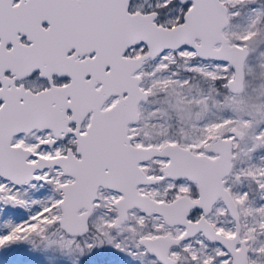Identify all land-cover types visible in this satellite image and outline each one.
<instances>
[{
  "label": "snow or ice",
  "instance_id": "obj_1",
  "mask_svg": "<svg viewBox=\"0 0 264 264\" xmlns=\"http://www.w3.org/2000/svg\"><path fill=\"white\" fill-rule=\"evenodd\" d=\"M0 264H264V0H0Z\"/></svg>",
  "mask_w": 264,
  "mask_h": 264
}]
</instances>
